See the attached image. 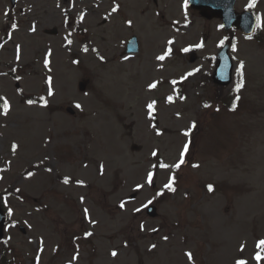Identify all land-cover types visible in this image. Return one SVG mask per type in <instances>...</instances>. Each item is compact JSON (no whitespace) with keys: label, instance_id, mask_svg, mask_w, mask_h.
<instances>
[{"label":"rangeland","instance_id":"rangeland-1","mask_svg":"<svg viewBox=\"0 0 264 264\" xmlns=\"http://www.w3.org/2000/svg\"><path fill=\"white\" fill-rule=\"evenodd\" d=\"M19 3L42 15L0 0L9 104L6 114L0 107L9 221L0 251L9 264H264V0L251 36H224L189 10L177 24L159 22L144 12L150 0ZM132 34L138 51L122 55ZM226 40L233 79L217 86L214 57ZM150 204L156 216L145 214Z\"/></svg>","mask_w":264,"mask_h":264},{"label":"water","instance_id":"water-1","mask_svg":"<svg viewBox=\"0 0 264 264\" xmlns=\"http://www.w3.org/2000/svg\"><path fill=\"white\" fill-rule=\"evenodd\" d=\"M233 1L234 0H191V7L197 8L200 10V14L203 17L212 18L214 16H220L223 19V24L226 29H229L230 26H235L237 28L241 27L245 34H250L253 30V22L249 17L248 13L236 15L233 11ZM13 2V0H12ZM248 16V19L245 23H241L242 17ZM52 33H55L53 30ZM127 47L124 52H132L137 50L135 37L133 36L131 40L128 41ZM228 46H224L221 48L217 55V66L215 68V72L212 75V80L217 85H227L231 81V69L233 67L232 59H230L228 55ZM79 90H85V83L79 81L78 83ZM68 111L72 112L70 108H67ZM135 195H131L134 197ZM146 214L149 216H156V207L150 205L146 209ZM4 215L0 210V237L2 236V227L4 224ZM21 231L25 232L22 227H20Z\"/></svg>","mask_w":264,"mask_h":264},{"label":"flooded vegetation","instance_id":"flooded-vegetation-1","mask_svg":"<svg viewBox=\"0 0 264 264\" xmlns=\"http://www.w3.org/2000/svg\"><path fill=\"white\" fill-rule=\"evenodd\" d=\"M173 1H176V0H150V3L146 4V8H145L144 12H147L149 15H152L154 17V19L158 20L159 22H162V23L168 22L170 25L177 24L178 21L180 22L183 11H185V13H186L187 10H189L192 14V17L200 16L197 10H193L190 7H188V0H182V3H183L182 7L180 5H175L174 3L172 4ZM237 1L238 0H236V2ZM255 1L256 0H249L247 6L242 7L241 9H237V8H235V9L237 12L242 11V10H246V9H248V10L250 9L257 18V14L255 11ZM15 3H16V6H15L16 8L11 7V6L10 7L12 8L13 11L16 9L17 15L28 14L29 12H32V11L35 13L34 17L36 19H38L42 15V13H40V15H37V13H36V12H41L42 9H40V8L39 9H37V8L33 9V7L38 5L37 3H32L30 5L31 9H29V6L21 5V3H19V0H16ZM23 19H25L26 23H29L32 25L31 20L29 18L25 17ZM206 20L209 22L210 21H215V22L218 21L220 26L222 27L221 20L219 18H217V19L216 18L206 19ZM190 24H192V22L188 23L187 26H189ZM234 32L240 33L241 31H238L235 28H230L229 31H226L224 33V36H225V34H226V36H228L229 33H234Z\"/></svg>","mask_w":264,"mask_h":264},{"label":"snow or ice","instance_id":"snow-or-ice-1","mask_svg":"<svg viewBox=\"0 0 264 264\" xmlns=\"http://www.w3.org/2000/svg\"><path fill=\"white\" fill-rule=\"evenodd\" d=\"M259 19L260 18L257 17V21L258 22H259ZM184 51H188V49H184ZM158 59H161L162 60V59H164V56H160V57H158ZM237 72H240V68H237ZM150 87H155V85H150ZM241 87H242V84H238L237 85V90H239ZM49 94L51 95V92ZM0 99H3V98L0 97ZM169 99H171V98H169ZM77 107H79V105H77ZM151 107H152V105H149V108H151ZM205 107H208V105H205ZM233 108H235V102L233 103ZM8 109H9V104H8V102L6 100H4V102H3V111H4L5 114L7 113ZM193 127H195V125H193ZM187 150H188V145L185 144L184 145V151L181 152V157H180L179 162L176 163L175 165H173V167H175L177 169L180 168V166L184 163V156H185V153L187 152ZM154 155H155V153H154ZM162 167H168V166L167 165H162ZM151 181H152V173H148V180H147V182L148 183H151ZM68 182H69L68 178H65L64 183L67 184ZM78 183H82V182H78ZM172 183H173V178H170L169 179V182L167 184H165L164 187L167 188L169 191H174V189L172 188ZM137 187L139 188L141 186L138 185ZM208 190L209 191H212L213 190L212 185H209L208 186ZM149 203H151V201H149ZM121 207H124L123 203L121 204ZM137 211H139V209H137ZM8 213H9L10 216L12 215V210L10 208L8 209ZM84 214H85V217L87 218L88 217V209H85L84 210ZM91 222L92 223H95V221H91ZM88 235H90V233H88ZM165 239H167V238L165 237ZM152 247H155V245H153ZM258 247H264V240H261L259 242ZM112 255L115 256L116 255V252H113ZM188 255H189V258L191 259L192 258L191 257V254H188ZM255 258L257 260H259L260 259V254L257 253V255H256ZM236 264H246V262L243 261V260H237L236 261Z\"/></svg>","mask_w":264,"mask_h":264},{"label":"trees","instance_id":"trees-1","mask_svg":"<svg viewBox=\"0 0 264 264\" xmlns=\"http://www.w3.org/2000/svg\"><path fill=\"white\" fill-rule=\"evenodd\" d=\"M3 260H5V258H4V257L2 258V261H3Z\"/></svg>","mask_w":264,"mask_h":264}]
</instances>
